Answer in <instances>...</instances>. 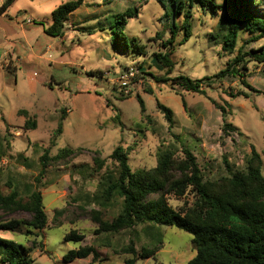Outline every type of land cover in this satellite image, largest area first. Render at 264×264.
I'll list each match as a JSON object with an SVG mask.
<instances>
[{
	"label": "rangeland",
	"instance_id": "1",
	"mask_svg": "<svg viewBox=\"0 0 264 264\" xmlns=\"http://www.w3.org/2000/svg\"><path fill=\"white\" fill-rule=\"evenodd\" d=\"M6 1L0 0V9ZM70 1L15 0L6 12H0L2 191L6 195L18 191L27 201L38 188L48 216V226L38 237L10 231H0V237L27 248L35 242L30 253L33 264H125L132 258L124 254L130 244L138 252L159 248L155 257L139 259L137 264H188L196 254L191 234L149 224L98 234L95 214L112 222L123 201L117 197L102 208L92 198L103 175L116 171L117 164L109 157L118 146L129 150V165L135 173L156 168L165 150L182 161L187 149L210 181L228 176L227 163L244 169L253 147L261 157L264 176V63L245 56L239 76L214 83L205 95L156 80L180 75L213 78L228 69L239 52L259 54L264 39L254 41L242 32L236 51L226 52L221 41L212 38L220 32L223 12L212 14L195 5L190 9L192 37L181 46L184 32L179 31L172 55L175 66L168 75L154 55L166 51L163 44L172 36L173 23L180 26L185 20L184 14H172L170 1L165 6L158 0H85L69 17L64 36H49L43 25L49 28L53 11ZM256 1L255 10L264 17V0ZM216 3L221 5L222 0ZM128 9L137 13L127 20L124 33L137 40L141 53L131 42L129 49L113 44L110 25ZM137 96L145 103L144 114ZM157 102L173 112L172 127ZM27 122H35L36 129L27 127ZM60 123L63 132L54 140ZM64 149L76 153L54 160ZM45 151L48 168L37 185ZM96 153L106 163L99 173L94 171ZM193 200L188 193L182 199L170 196L169 204L178 210L190 207ZM11 219L29 220L30 215L0 211V222ZM71 231L84 234L85 241L66 242ZM83 246L95 247L99 260L93 262L91 256L64 261L69 251Z\"/></svg>",
	"mask_w": 264,
	"mask_h": 264
},
{
	"label": "trees",
	"instance_id": "2",
	"mask_svg": "<svg viewBox=\"0 0 264 264\" xmlns=\"http://www.w3.org/2000/svg\"><path fill=\"white\" fill-rule=\"evenodd\" d=\"M15 0H7L0 12H6ZM166 6L170 1L174 16L185 15L180 26L173 23L169 40L163 44L165 52L154 55V60L172 73L175 63L172 59L175 41L180 30L184 36L180 45L186 44L192 37L191 16L195 5L202 10L214 14L223 12L220 32L215 40L221 41L224 51L233 54L238 46L242 32L249 33L254 41L264 39V17L256 9V0H222L218 5L216 0H158ZM85 0H72L53 11V23L44 32L51 37L59 38L65 34L69 17L74 14ZM137 10L128 9L115 16V24H111L116 47L129 49V42L141 53L136 39L125 35L127 20L136 16ZM171 14V13H170ZM170 14H166L169 17ZM117 28V31H114ZM122 41L124 43H122ZM245 56L251 57L259 63H264V49L259 53L243 55L242 52L228 65V69L213 78L191 79L180 75L172 79H156L157 82L171 83L186 92L205 95L206 89L216 82L223 81L227 76H239L240 65ZM244 70H246L244 68ZM244 82V80L242 79ZM246 84V83H245ZM130 97H127L129 99ZM141 113L146 112L143 99L137 96ZM183 108L187 103L182 98ZM158 109L164 114L172 127L173 112L157 102ZM223 112L225 110L221 109ZM64 116L61 117L63 121ZM3 121L6 123L5 119ZM27 127L36 129V123H26ZM7 130L9 125L6 123ZM229 127V125H227ZM231 128V127H229ZM63 132V124L58 125L55 138ZM128 149L118 146L109 157L117 164L116 171L103 175L100 189L93 196V202L106 208L115 198L123 201L122 210L112 221L106 222L96 213L93 220L98 224L97 233L116 234L125 229H133L139 225H154L177 228L192 235V245L196 252L195 257L188 264H264V176L262 174V160L252 147L251 155L246 159L244 169H233L227 163L228 176L221 181L206 180L195 156L187 149L183 150L185 158L179 161L175 153L170 150L162 151L159 155L156 168L146 171L132 172ZM76 152L71 149L62 150L54 160H61ZM48 151L41 157V171L36 177L38 185L47 172ZM95 172L105 168V160L98 157L93 159ZM191 193L193 203L188 208L175 209L169 204V197L182 199ZM153 196H157L153 199ZM25 201L18 191L6 195L2 191L0 178V211L8 214L24 212L30 215L29 220L11 219L0 222V231L23 233L26 237H38L39 233L48 226V216L43 205L42 193L33 191ZM66 242L83 243L85 235L71 231L65 236ZM27 248L19 243L0 237V264H33L30 253L35 249ZM159 248H143L138 252L133 244L124 249V254L131 255L125 264H137L139 259L155 257ZM93 257V262L99 260L98 250L93 246H83L69 251L64 261L71 263L75 260H84Z\"/></svg>",
	"mask_w": 264,
	"mask_h": 264
}]
</instances>
